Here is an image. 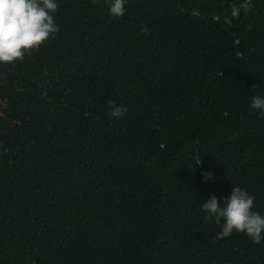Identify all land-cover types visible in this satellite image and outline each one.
Segmentation results:
<instances>
[{"label": "trees", "instance_id": "obj_1", "mask_svg": "<svg viewBox=\"0 0 264 264\" xmlns=\"http://www.w3.org/2000/svg\"><path fill=\"white\" fill-rule=\"evenodd\" d=\"M55 2L0 62V264H264L201 208L238 185L264 216V0Z\"/></svg>", "mask_w": 264, "mask_h": 264}, {"label": "clouds", "instance_id": "obj_2", "mask_svg": "<svg viewBox=\"0 0 264 264\" xmlns=\"http://www.w3.org/2000/svg\"><path fill=\"white\" fill-rule=\"evenodd\" d=\"M98 0H92L97 3ZM125 0H114L110 7V14L114 17H122L125 14ZM231 17H237L241 11L245 14L253 7L251 0H243V3L231 6ZM58 9L55 0H0V62L11 63L23 59L26 50L38 49L50 34L55 38L59 26L54 22V16ZM231 24L230 18H225ZM140 31L145 35L150 34L146 24L140 26ZM110 111L109 118H122L128 111L125 105H115L108 101ZM251 109L259 110L260 118L264 119V97L254 95L251 97ZM207 180L212 177L211 172L203 174ZM254 196L246 189L233 186L231 194L218 199L212 194L202 204V211L206 213V222H212L222 226V231L216 234V239L230 237L236 232L245 233L254 243L260 244L264 239V216L253 210ZM223 221V223H222Z\"/></svg>", "mask_w": 264, "mask_h": 264}]
</instances>
